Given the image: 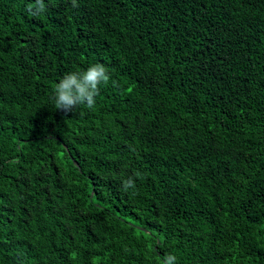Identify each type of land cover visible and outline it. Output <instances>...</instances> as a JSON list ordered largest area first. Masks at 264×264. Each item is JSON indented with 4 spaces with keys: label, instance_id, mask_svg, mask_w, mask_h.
<instances>
[{
    "label": "trees",
    "instance_id": "obj_1",
    "mask_svg": "<svg viewBox=\"0 0 264 264\" xmlns=\"http://www.w3.org/2000/svg\"><path fill=\"white\" fill-rule=\"evenodd\" d=\"M43 2L0 0V264H264V0Z\"/></svg>",
    "mask_w": 264,
    "mask_h": 264
},
{
    "label": "clouds",
    "instance_id": "obj_2",
    "mask_svg": "<svg viewBox=\"0 0 264 264\" xmlns=\"http://www.w3.org/2000/svg\"><path fill=\"white\" fill-rule=\"evenodd\" d=\"M73 7H76L75 0H72ZM35 9V10H33ZM27 11L32 16H38L46 11L43 0H35V4H29ZM111 79L109 70L100 63L90 65L86 71L69 72L55 85L52 97L55 108L65 113L74 110L79 105L91 109L96 104V97L99 95L100 86L107 85ZM125 190L134 187L131 177L123 181ZM176 257L167 255L161 264H176Z\"/></svg>",
    "mask_w": 264,
    "mask_h": 264
}]
</instances>
